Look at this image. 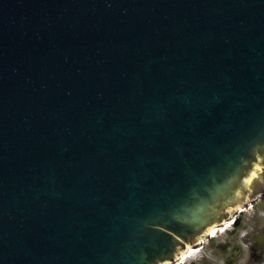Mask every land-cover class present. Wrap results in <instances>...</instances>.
I'll return each mask as SVG.
<instances>
[{
  "label": "water",
  "instance_id": "1",
  "mask_svg": "<svg viewBox=\"0 0 264 264\" xmlns=\"http://www.w3.org/2000/svg\"><path fill=\"white\" fill-rule=\"evenodd\" d=\"M263 185L264 0H0V264H165Z\"/></svg>",
  "mask_w": 264,
  "mask_h": 264
},
{
  "label": "flooded vegetation",
  "instance_id": "2",
  "mask_svg": "<svg viewBox=\"0 0 264 264\" xmlns=\"http://www.w3.org/2000/svg\"><path fill=\"white\" fill-rule=\"evenodd\" d=\"M171 264H264V190L247 196Z\"/></svg>",
  "mask_w": 264,
  "mask_h": 264
}]
</instances>
